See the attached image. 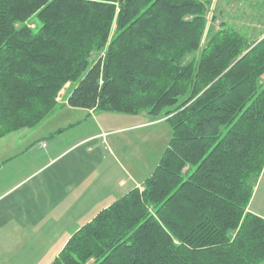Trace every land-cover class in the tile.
Segmentation results:
<instances>
[{
    "label": "trees",
    "instance_id": "trees-1",
    "mask_svg": "<svg viewBox=\"0 0 264 264\" xmlns=\"http://www.w3.org/2000/svg\"><path fill=\"white\" fill-rule=\"evenodd\" d=\"M209 3L0 0V139L39 124L68 83L71 107L145 112L172 130L142 188L50 264H264V217L249 210L264 171V36L226 23L206 35Z\"/></svg>",
    "mask_w": 264,
    "mask_h": 264
},
{
    "label": "crops",
    "instance_id": "crops-1",
    "mask_svg": "<svg viewBox=\"0 0 264 264\" xmlns=\"http://www.w3.org/2000/svg\"><path fill=\"white\" fill-rule=\"evenodd\" d=\"M69 110L79 118L0 141V264H50L81 226L142 188L159 162L162 151L151 168L149 155L132 154L136 143L127 141L126 133L153 126L149 115L127 124L125 118L139 114L115 113L123 121L107 126L101 111ZM74 122L48 138L53 128Z\"/></svg>",
    "mask_w": 264,
    "mask_h": 264
},
{
    "label": "rangeland",
    "instance_id": "rangeland-1",
    "mask_svg": "<svg viewBox=\"0 0 264 264\" xmlns=\"http://www.w3.org/2000/svg\"><path fill=\"white\" fill-rule=\"evenodd\" d=\"M210 1L208 7V29L206 35L211 32V30H217L220 27L221 23H226L233 25L236 28L247 33L252 39H257L260 36H264V0H207ZM205 35V38H206ZM96 57L100 55V52L97 51L94 53ZM72 88L71 84H66V86L60 91L57 97V106L56 108L48 114L39 124L30 128H23L18 131H14L20 135V133L30 131L33 134L43 133L47 130H50L55 124L60 125L61 119H70V121L76 120L77 115L69 114V104L67 101L68 94ZM71 107V106H70ZM95 112L93 110H89ZM98 112V111H97ZM105 115H102V120L105 124L122 122L120 116H116V112H102ZM114 113V114H113ZM143 114H147L142 112ZM143 114L138 116H128L130 118H125V123L127 124H137L144 117ZM154 119V118H152ZM59 121V122H58ZM144 121V120H143ZM154 124L152 127L140 129L137 131H131V133H126L128 142H135L136 145L132 149V154L135 153L139 156L149 155L150 158V167L156 164L159 159L161 151L163 152L168 142L171 138L172 130L167 122L164 119H154ZM78 122H74V126ZM140 124V123H139ZM71 125V124H69ZM63 127L66 130L70 127ZM91 125V124H90ZM33 129V130H26ZM59 130V127L53 128V130ZM61 129V128H60ZM23 130V131H21ZM20 131V132H19ZM13 133V132H11ZM9 133V134H11ZM53 133V132H52ZM9 134L5 135L0 139H4ZM17 136V137H18ZM108 137V135H107ZM15 139V137H14ZM120 149V148H119ZM136 155V156H137ZM249 210L260 216L264 217V171L261 176L255 182V191L253 198L249 205ZM92 263V261L90 262Z\"/></svg>",
    "mask_w": 264,
    "mask_h": 264
},
{
    "label": "built area",
    "instance_id": "built-area-1",
    "mask_svg": "<svg viewBox=\"0 0 264 264\" xmlns=\"http://www.w3.org/2000/svg\"><path fill=\"white\" fill-rule=\"evenodd\" d=\"M43 146H46V144L44 143Z\"/></svg>",
    "mask_w": 264,
    "mask_h": 264
}]
</instances>
